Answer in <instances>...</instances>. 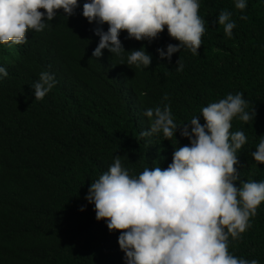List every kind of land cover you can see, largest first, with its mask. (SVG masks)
Returning a JSON list of instances; mask_svg holds the SVG:
<instances>
[{"label": "trees", "instance_id": "1", "mask_svg": "<svg viewBox=\"0 0 264 264\" xmlns=\"http://www.w3.org/2000/svg\"><path fill=\"white\" fill-rule=\"evenodd\" d=\"M246 2L241 12L234 0H200L206 32L199 55L182 49L171 62L161 60L157 49L166 51L169 44H178L167 29L151 42L142 41L158 71L136 86L130 105L109 102L106 111L92 119L83 115L85 100L73 90L75 81L62 90L55 87L43 100H35L32 87L42 72L43 58L59 75L63 74L59 69H92L90 62L78 58L73 36L66 31L72 17L59 14L42 32H29L27 44L0 49V63L8 65V76L0 78V264H126L120 232H110L106 221H97L94 204L85 197L116 155L136 175L145 167L166 168L175 147L190 144L179 130L171 141L162 133L142 137V131L150 130L143 115L149 107L170 104L180 126L210 102L242 92L248 101L246 111L251 114L255 109L256 117L248 123L239 117L232 121L231 131H243L247 137L237 153V170L245 178L264 181V164L251 156L264 136V0ZM224 10L236 23L231 38L213 24ZM241 15L248 19L241 20ZM180 57L184 70L176 71ZM165 94L167 101L162 99ZM200 121L204 123L202 116ZM12 169L20 177L19 187L10 182ZM250 222L247 232L230 242L238 254L264 264V202ZM49 234H58L65 244L43 258L45 250L25 261L9 257L30 241L40 244Z\"/></svg>", "mask_w": 264, "mask_h": 264}, {"label": "clouds", "instance_id": "2", "mask_svg": "<svg viewBox=\"0 0 264 264\" xmlns=\"http://www.w3.org/2000/svg\"><path fill=\"white\" fill-rule=\"evenodd\" d=\"M234 6L243 12L247 2L234 0ZM199 9L200 0H0V49L27 44L29 32H42L59 14L72 17L66 31L73 36L78 58L90 62L93 70L59 69L63 73L59 75L43 58L42 72L32 87L35 100H43L55 87L62 90L75 81L73 90L85 100L83 115L92 119L106 111L109 102L130 105L136 86L158 71L142 41L151 42L167 29L178 44H169L166 51L157 49L161 60L171 62L182 49L199 55L206 32ZM217 23L226 37L233 36L236 23L230 11H221L213 21ZM175 70H184L181 57ZM7 76L8 65L0 63V78ZM247 107L242 92L229 93L180 126L170 104L144 111L150 130L142 131V137L162 133L171 141L179 130L190 144L175 147L166 168L145 167L136 175L116 155L108 170L91 183L85 199L94 204L97 221H106L110 232H120L126 264H263L238 254L230 242L247 232L264 202V181L246 174L245 178L237 170V153L247 137L243 131H231L232 121L239 117L248 123L255 118V109L250 114ZM251 156L264 164V136ZM9 178L14 186L21 185L14 169ZM62 244L64 238L49 234L40 244L30 241L9 257L25 261L45 250L43 258Z\"/></svg>", "mask_w": 264, "mask_h": 264}, {"label": "bare ground", "instance_id": "3", "mask_svg": "<svg viewBox=\"0 0 264 264\" xmlns=\"http://www.w3.org/2000/svg\"><path fill=\"white\" fill-rule=\"evenodd\" d=\"M0 249H1V246H0Z\"/></svg>", "mask_w": 264, "mask_h": 264}]
</instances>
